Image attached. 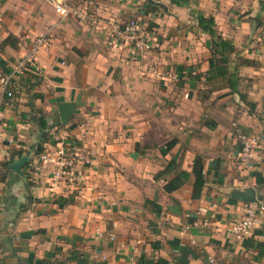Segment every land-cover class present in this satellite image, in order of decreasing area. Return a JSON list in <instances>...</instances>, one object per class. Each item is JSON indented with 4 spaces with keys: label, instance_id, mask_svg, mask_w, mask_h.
I'll list each match as a JSON object with an SVG mask.
<instances>
[{
    "label": "crops",
    "instance_id": "0c3cea01",
    "mask_svg": "<svg viewBox=\"0 0 264 264\" xmlns=\"http://www.w3.org/2000/svg\"><path fill=\"white\" fill-rule=\"evenodd\" d=\"M66 1L79 16L59 20L47 0H0V44L16 39L0 48L1 70L48 35L13 80L14 96L0 94V264H264V212L245 238L229 230L248 205L233 190L253 187L264 202V0H155L165 7L154 9L147 0ZM191 10L212 16L233 44L226 69L239 94L229 77H209L217 55ZM130 18L143 20L150 39L152 25L153 50L114 37ZM62 102L75 106L64 124ZM237 128L257 137L251 159L240 155ZM62 136L90 160L75 188L52 185L35 153ZM22 155L21 174L2 167ZM195 157L205 182L194 198ZM180 170L188 179L166 192Z\"/></svg>",
    "mask_w": 264,
    "mask_h": 264
},
{
    "label": "built area",
    "instance_id": "2783aa9c",
    "mask_svg": "<svg viewBox=\"0 0 264 264\" xmlns=\"http://www.w3.org/2000/svg\"><path fill=\"white\" fill-rule=\"evenodd\" d=\"M47 1L52 4L59 20H64L72 15L79 16L77 11L71 8L66 0ZM114 37L129 43L140 53L149 51L151 47L147 31L135 19H130V21L123 22V24L116 23ZM47 42V33L39 34L29 49L20 56L9 71L0 69V94L2 97L12 98L14 96L12 88L13 80L33 66L36 53ZM237 137L241 144V157L243 159L253 158L257 146V137L243 132L240 128H237ZM36 156L41 164L50 167L51 183L54 186L60 182H64L72 188H75L83 177L84 166L90 162L83 153L72 150L70 142L65 136H62L53 146L37 153ZM262 212H264L263 201L248 203L242 216L231 224L229 228L231 234L237 239L245 238L250 234L253 226L259 223L258 214ZM96 234L100 237L107 235L110 239L113 238L111 234H106L99 228L96 229Z\"/></svg>",
    "mask_w": 264,
    "mask_h": 264
},
{
    "label": "trees",
    "instance_id": "16d2710c",
    "mask_svg": "<svg viewBox=\"0 0 264 264\" xmlns=\"http://www.w3.org/2000/svg\"><path fill=\"white\" fill-rule=\"evenodd\" d=\"M149 1L147 0V4H152L153 9L159 8V5H157L155 2H152V1L149 2ZM168 1L171 4L176 5V6H188L192 2H194V0H168ZM191 14L195 16L197 25L201 28V30L209 34L210 39L206 42V46L208 47L212 55H217L216 67L214 69V73L213 75H210L209 77H212V76L229 77V81L231 82L230 83L231 91L239 94L237 90V86H235L238 84V83L236 84L238 78L235 77V73L228 74V71L226 69V63L228 62L227 53L234 51L233 44L229 40L224 39L219 35V33L217 32L215 28V22L212 16H205L199 10H191ZM12 40H16V39L9 34L2 41L0 46H3L7 43H11ZM240 98H243L241 94H240ZM38 122L40 123L41 128L46 127V124L43 122V117L39 118ZM60 124H63V123H60ZM175 142H176L175 139H171L168 142H166L165 149L162 150V154H166L167 151H169L173 147ZM42 150L43 149L41 145H39L38 147H36L35 153L37 154L41 152ZM10 163H11L10 161H7L2 164V167L5 169H9ZM172 165L173 163L169 161L168 164L156 174V176L159 174L161 175V174L168 172L171 169ZM192 172L195 177L194 186L192 190V197L195 198L199 196L200 191L205 182L203 178V163L201 161V158L195 157ZM188 177H189L188 172L184 170H180L177 173H175L174 176L170 178L164 184L163 188L166 192H171L174 189H177L180 186H182V184L188 179ZM39 264H63V262H49V261L42 260ZM157 264H166V263L162 262L161 260H158Z\"/></svg>",
    "mask_w": 264,
    "mask_h": 264
},
{
    "label": "water",
    "instance_id": "95a60500",
    "mask_svg": "<svg viewBox=\"0 0 264 264\" xmlns=\"http://www.w3.org/2000/svg\"><path fill=\"white\" fill-rule=\"evenodd\" d=\"M152 2H155L156 4L165 7L164 4L150 0ZM74 103L72 102H62L58 105V112L60 121L64 124L69 120V117L71 113L74 111ZM28 157L26 155H22L19 159L13 161L10 163L9 167L15 171L18 174H21V168L23 165L27 162ZM232 195L242 201L252 203V202H258V198L256 197V191L253 187H247L244 189H235L232 191Z\"/></svg>",
    "mask_w": 264,
    "mask_h": 264
},
{
    "label": "rangeland",
    "instance_id": "374dc122",
    "mask_svg": "<svg viewBox=\"0 0 264 264\" xmlns=\"http://www.w3.org/2000/svg\"><path fill=\"white\" fill-rule=\"evenodd\" d=\"M158 1H160V2H165V3H167V1H165V0H158ZM130 19H135V20H137L138 21V23L142 26V28L144 29V30H146L147 31V28H146V26H143V20H139L138 18H130ZM130 19H128V20H126V21H124V22H127V21H130ZM122 24H123V22H122ZM154 26V25H153ZM151 27H152V25H151ZM150 27V29H149V31L152 33L151 34V39H150V37H149V43H150V50H153L154 49V47L156 46L155 44H156V41L153 39L156 35H155V33H156V31L154 30V29H152ZM166 32V31H165ZM170 36H171V33H170V31H168L167 32V37H169L170 38ZM2 46H0V48H1ZM193 76H196V75H193ZM179 78V77H178ZM174 81V80H173ZM180 81V79L178 80V82ZM175 82H176V80H175ZM204 83V81L202 80V84ZM210 83V85L213 87V85L215 84V86L216 85H218L219 84V80H216L215 81V83L214 82H209ZM208 84V83H207ZM210 88L209 87H203V88H200V91L201 92H204L203 94H207L208 93V90H209ZM209 113L208 112H205L204 110L202 111V117L203 118H205L207 115H208ZM207 118V117H206Z\"/></svg>",
    "mask_w": 264,
    "mask_h": 264
}]
</instances>
